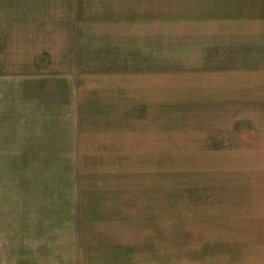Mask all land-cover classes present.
I'll return each instance as SVG.
<instances>
[{
  "label": "crops",
  "instance_id": "0c3cea01",
  "mask_svg": "<svg viewBox=\"0 0 264 264\" xmlns=\"http://www.w3.org/2000/svg\"><path fill=\"white\" fill-rule=\"evenodd\" d=\"M253 5L119 14L108 31L66 29L72 43L46 24L8 35L1 124H38L35 141L0 132V264H264V0Z\"/></svg>",
  "mask_w": 264,
  "mask_h": 264
},
{
  "label": "rangeland",
  "instance_id": "374dc122",
  "mask_svg": "<svg viewBox=\"0 0 264 264\" xmlns=\"http://www.w3.org/2000/svg\"><path fill=\"white\" fill-rule=\"evenodd\" d=\"M254 2L255 0H0V50L5 51L6 41L8 38L10 39L8 35L11 38L17 36L22 39L24 34L29 39H34L33 31L36 28H42L44 24L48 25V28L45 29H50L52 36L62 35L63 39H71L72 43V37H75L78 30H82L83 35L91 34L92 29L95 28L99 31H108L106 30L108 24L118 23L115 18H118L119 14L126 15L127 18L135 14V18L140 20L155 18L182 20V14L191 13H237L240 11L243 14H251L253 12L251 7L254 6ZM163 14L178 15L162 17ZM243 17L240 18L243 20ZM102 19H111V21ZM161 23L159 21L160 26ZM246 28L247 24L245 27L243 21H240L237 28H232L237 29L235 31L239 33L240 37H237L236 40L234 36L224 37L225 44L226 39H229L231 44L234 40L236 41L234 44H248V37L242 36L245 31H240V29ZM66 29L71 35L73 34L72 37L70 34L67 36L68 31ZM158 35L159 45L164 46L166 50L167 46L171 44L172 38L163 37L165 34L161 32ZM51 45L54 46L53 43ZM167 58L169 56L165 53L160 55L161 66L169 63ZM7 95L8 91L0 89V118H5L8 110ZM260 103L262 104V102ZM31 115H39V112H32ZM11 123H14L15 126L7 129L0 120V132L4 130L8 139H13L16 142H21L24 139L36 140L33 125L38 124L37 118L25 117L23 121V116L20 114L13 117ZM255 171L264 173V166H256ZM6 173L5 146L0 142V176L3 177ZM2 210L6 211V208ZM170 215L173 214H160V218Z\"/></svg>",
  "mask_w": 264,
  "mask_h": 264
}]
</instances>
